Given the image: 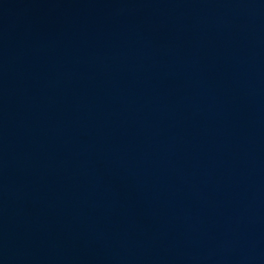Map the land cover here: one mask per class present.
<instances>
[{
    "label": "water",
    "instance_id": "water-1",
    "mask_svg": "<svg viewBox=\"0 0 264 264\" xmlns=\"http://www.w3.org/2000/svg\"><path fill=\"white\" fill-rule=\"evenodd\" d=\"M0 264H264V0H0Z\"/></svg>",
    "mask_w": 264,
    "mask_h": 264
}]
</instances>
